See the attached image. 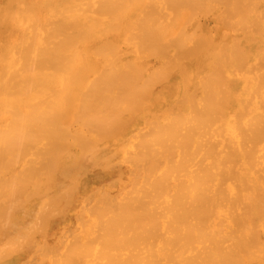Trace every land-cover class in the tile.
Listing matches in <instances>:
<instances>
[{
	"label": "bare ground",
	"instance_id": "obj_1",
	"mask_svg": "<svg viewBox=\"0 0 264 264\" xmlns=\"http://www.w3.org/2000/svg\"><path fill=\"white\" fill-rule=\"evenodd\" d=\"M0 264H264V0H0Z\"/></svg>",
	"mask_w": 264,
	"mask_h": 264
}]
</instances>
